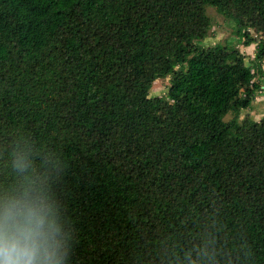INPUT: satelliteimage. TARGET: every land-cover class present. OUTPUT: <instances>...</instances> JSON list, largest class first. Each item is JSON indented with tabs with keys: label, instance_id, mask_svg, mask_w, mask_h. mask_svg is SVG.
Masks as SVG:
<instances>
[{
	"label": "trees",
	"instance_id": "1",
	"mask_svg": "<svg viewBox=\"0 0 264 264\" xmlns=\"http://www.w3.org/2000/svg\"><path fill=\"white\" fill-rule=\"evenodd\" d=\"M263 86L264 0H0V197L44 199L59 264H264Z\"/></svg>",
	"mask_w": 264,
	"mask_h": 264
},
{
	"label": "clouds",
	"instance_id": "2",
	"mask_svg": "<svg viewBox=\"0 0 264 264\" xmlns=\"http://www.w3.org/2000/svg\"><path fill=\"white\" fill-rule=\"evenodd\" d=\"M15 167L26 165L17 161ZM31 187L0 197V264H59V228L51 208Z\"/></svg>",
	"mask_w": 264,
	"mask_h": 264
},
{
	"label": "rangeland",
	"instance_id": "3",
	"mask_svg": "<svg viewBox=\"0 0 264 264\" xmlns=\"http://www.w3.org/2000/svg\"><path fill=\"white\" fill-rule=\"evenodd\" d=\"M206 11L212 19V28L210 30L209 36L203 42H201L202 45L213 46L217 43H223L238 46V48L246 55L247 62L248 60H252L256 45L253 44L249 47H244L242 45L240 38H238L234 33L235 22L220 14L216 8L212 6H208ZM169 85V78L156 80L153 83L150 91L151 96L166 95ZM245 116H251L256 120L264 117V92L258 94L252 109L242 111L241 117L243 118ZM227 119H230V116H228Z\"/></svg>",
	"mask_w": 264,
	"mask_h": 264
}]
</instances>
